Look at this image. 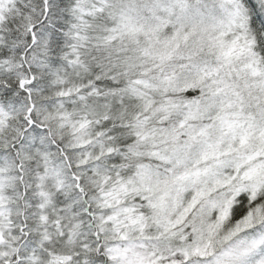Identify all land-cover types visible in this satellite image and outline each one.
Here are the masks:
<instances>
[{"label":"snow or ice","instance_id":"6c2138e0","mask_svg":"<svg viewBox=\"0 0 264 264\" xmlns=\"http://www.w3.org/2000/svg\"><path fill=\"white\" fill-rule=\"evenodd\" d=\"M0 264H264V0H0Z\"/></svg>","mask_w":264,"mask_h":264}]
</instances>
